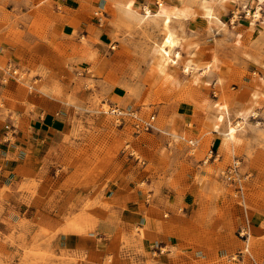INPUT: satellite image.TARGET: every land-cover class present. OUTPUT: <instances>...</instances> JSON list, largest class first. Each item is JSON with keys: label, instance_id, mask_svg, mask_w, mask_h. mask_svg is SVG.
Listing matches in <instances>:
<instances>
[{"label": "rangeland", "instance_id": "rangeland-1", "mask_svg": "<svg viewBox=\"0 0 264 264\" xmlns=\"http://www.w3.org/2000/svg\"><path fill=\"white\" fill-rule=\"evenodd\" d=\"M54 1L0 0V44L12 48L4 50L0 70L3 81L48 92L70 106L74 126L65 139L77 144L71 158L56 165L75 171L65 182L93 183L122 168L126 158L138 159L140 167L138 148L146 142L152 158L145 170L157 176L156 184L198 191L201 208L190 214L193 225L186 234L199 254L193 264H264V24L241 5L252 0L217 2V17L209 20L199 0H182L178 6L191 7V20L169 21L181 57L167 66L169 77L156 73L151 62L162 22L137 23L118 9L133 0H78V10L100 19V34L88 38L62 32L69 10L61 4L65 0ZM158 1L164 0L140 5L155 11ZM94 45L102 51L90 49ZM188 57L197 64L213 58V70L222 64L225 73L211 78L210 70L193 82L182 71ZM217 103L226 107V116ZM0 106L13 121V105ZM183 111H192V120L182 119ZM240 112H246L242 120ZM151 116L153 129H136ZM224 117L222 132L238 122L239 146L230 150L221 143L222 161L210 165V134Z\"/></svg>", "mask_w": 264, "mask_h": 264}, {"label": "crops", "instance_id": "crops-1", "mask_svg": "<svg viewBox=\"0 0 264 264\" xmlns=\"http://www.w3.org/2000/svg\"><path fill=\"white\" fill-rule=\"evenodd\" d=\"M145 1L133 0L135 5ZM61 4L69 10L67 23L61 26L63 33L75 38L100 34L99 17L78 10V0ZM5 49L12 48L0 44V58ZM90 49L102 51L103 47ZM217 66L206 76L222 77L225 68ZM7 102L14 107L10 112L14 120L0 106V264L196 261L197 247L188 244L186 234L193 225L190 214L201 208L198 191L156 184L157 176L145 170L152 158L150 145L143 142L138 148L130 143L143 158L140 167L138 159L126 158L122 168L101 174L93 183L67 184L65 178L75 171L56 165L71 158L77 144L65 139L74 126L70 106L48 92H27L22 83L3 81L0 70V105ZM190 112L183 111L180 117L192 120ZM225 119L210 134V165L215 159L222 161L218 152ZM183 129L187 131L184 124ZM238 146L223 145L230 150Z\"/></svg>", "mask_w": 264, "mask_h": 264}, {"label": "bare ground", "instance_id": "bare-ground-1", "mask_svg": "<svg viewBox=\"0 0 264 264\" xmlns=\"http://www.w3.org/2000/svg\"><path fill=\"white\" fill-rule=\"evenodd\" d=\"M169 1H175L176 4H170ZM182 0H164L158 1L156 4V10L151 11L148 4L144 5H135L132 4L131 7L129 5L119 3L122 5L118 6L119 10H123V13L133 18L137 23H145L148 19H157L160 20L163 24V37L159 44L154 46L153 51L151 52V62L153 63V67L160 76L169 77L170 75L166 73L167 66H172L177 63V61L181 58L180 52L177 51L178 40L172 31V27L169 26V21L172 19L178 18H186L191 12V7L188 5L178 6V4ZM224 0H199V4L202 6L204 10L203 15L209 19L216 18L217 16L213 14V4L217 2H222ZM234 1V0H230ZM242 1V0H241ZM134 3V2H132ZM137 4V3H136ZM242 9L248 14L251 15L253 19L262 18L261 24H264V16L261 14V10H263L261 5H264V0H252L251 4L248 6L245 3L241 4ZM240 5V6H241ZM159 21V23H161ZM171 23V22H170ZM253 23V20L252 22ZM161 25V24H159ZM162 26V25H161ZM253 28V27H251ZM264 28V27H263ZM215 68L214 59L211 58L208 62L204 64H197L192 60L191 57L186 58L182 71L185 75L190 76L193 79V82L197 81L198 75L203 74L207 71L213 70ZM200 71V73H198ZM173 84H178V82H174ZM216 110L222 112L224 115L228 114V111L224 105L216 104ZM246 116V112H240V119H244ZM240 122V121H239ZM243 123V122H242ZM239 127L238 122L229 126L225 132L221 133L222 142L225 147L228 145L232 146L237 144V138L235 137V133ZM221 137V136H220Z\"/></svg>", "mask_w": 264, "mask_h": 264}, {"label": "built area", "instance_id": "built-area-1", "mask_svg": "<svg viewBox=\"0 0 264 264\" xmlns=\"http://www.w3.org/2000/svg\"><path fill=\"white\" fill-rule=\"evenodd\" d=\"M116 110H114L113 112H115ZM120 114V113H119ZM129 116H132L131 113H128ZM133 118H135L133 116ZM154 119V116H151L149 120L147 121H139V123L136 125V129L137 130H141V131H148L153 129V125H152V121ZM226 177H228L230 175L229 171L226 173Z\"/></svg>", "mask_w": 264, "mask_h": 264}]
</instances>
